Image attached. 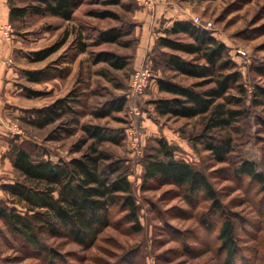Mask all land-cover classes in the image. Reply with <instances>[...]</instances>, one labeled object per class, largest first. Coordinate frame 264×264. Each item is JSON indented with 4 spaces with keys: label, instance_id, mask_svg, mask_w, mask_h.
<instances>
[{
    "label": "rangeland",
    "instance_id": "obj_1",
    "mask_svg": "<svg viewBox=\"0 0 264 264\" xmlns=\"http://www.w3.org/2000/svg\"><path fill=\"white\" fill-rule=\"evenodd\" d=\"M10 1L16 6L34 3V0ZM135 1L112 4L110 0H82L71 21L27 15L12 23L11 40L18 42L13 56L17 76L10 102L0 108V128L6 134L2 141L9 149L11 145H19L53 162L80 157L85 152L90 142L81 146L85 139L82 125H100L120 135L117 144L105 142L100 148L126 167L141 230L133 232L123 213L113 208L110 226L100 232L91 246L81 247L68 240L42 236V244L58 254L52 260L24 244L0 220V264H225L216 240L221 218L209 202L196 200L187 204L170 185L143 188V160L154 153L158 139H164L175 149V159L202 172L215 189L223 212L233 213L238 219L236 236L241 261L235 264H264V190L246 177L235 179L228 173L234 165L231 161L243 158L254 161L264 173L261 123L264 102H255L251 94L256 87L264 88V76L257 72L258 68H264V0H178L180 5L188 6L192 17L198 16L203 24L211 23L207 31L227 47L247 90L246 115L228 129L213 133L232 138L234 149L227 163H216L204 149L202 118L176 119L155 112L152 101L167 98L156 88L158 78H169L183 85L197 82L176 75L165 66V55L172 52L154 45L146 53L145 63L153 79L144 94L132 95L130 77L140 68L136 64ZM103 12L116 18L94 15ZM114 27L125 33L119 42H101L100 32ZM166 29L159 36H165ZM65 33L66 41L58 50L42 61H33L34 52L54 46ZM179 38L188 40L185 36ZM80 45H84V52H79ZM102 51L127 57L129 65L123 70H113L104 63H94L95 55ZM25 71H45V76L32 83L26 80ZM60 71L69 74L58 76ZM23 87L42 94L29 98ZM64 97L77 99L70 101L71 112L41 128L32 124L34 110ZM115 100L124 101L120 111L104 118L94 117V112ZM2 156L11 159L7 151ZM2 166L3 175L13 182L21 181L13 168ZM0 198H7L1 189Z\"/></svg>",
    "mask_w": 264,
    "mask_h": 264
},
{
    "label": "trees",
    "instance_id": "obj_2",
    "mask_svg": "<svg viewBox=\"0 0 264 264\" xmlns=\"http://www.w3.org/2000/svg\"><path fill=\"white\" fill-rule=\"evenodd\" d=\"M119 1L110 0L112 4ZM81 2L34 0L31 5L16 6L8 0V22L12 24L27 15H48L71 21ZM94 15L116 18L108 12ZM124 34L119 28H109L100 32V40L103 43H118ZM179 36H185L188 40H182ZM66 38L65 33L54 46L34 52L33 61H42L53 54ZM155 46L172 52L165 55L167 68L176 75L197 80L183 85L169 78H158V92L167 95V98L152 101L155 112L161 117L176 119L202 118L204 149L210 152L216 163L229 162L234 149L231 136H215L213 133L228 129L246 115L247 90L241 81V74L235 70L227 47L191 20L174 21L165 30V36L157 38ZM84 50V45H80L79 52ZM182 55L190 59H184ZM128 62L127 57L107 51L99 52L94 57V63H104L113 70L125 69ZM44 72L25 71L26 80L40 82L45 76ZM257 72L264 76L263 67L258 68ZM68 74L69 71H60L58 76ZM23 91L29 98L42 94L28 87H23ZM251 94L255 102H264V88L256 87ZM70 101L76 102L77 99L60 98L47 107L34 110L32 124L41 128L61 119L73 110ZM123 105V100H115L94 112V117H107L113 111H120ZM72 120L77 124L75 119ZM261 123L264 126V120ZM80 129L85 137L81 146L90 143L80 157L67 161L53 162L33 155L22 146L11 145L9 154L12 166L21 181L0 185L7 197L0 198V220L24 244L52 260L58 254L42 244V236L68 240L81 247L91 246L100 232L110 226L113 208L123 213L124 221L130 224L133 232L141 230L139 209L132 194L127 169L122 161L115 160L100 148L105 142L117 144L121 136L110 133L100 125H82ZM156 143L154 153L143 160V188L170 185L175 188V195L187 204L196 200L209 202L221 218L216 240L218 251L223 254V262H240L236 236L238 219L233 213L223 212L215 189L202 172L187 162L175 159V149L164 139H158ZM231 162L234 165L228 169L230 176L235 179L246 177L264 190V173L258 170L254 161L243 158Z\"/></svg>",
    "mask_w": 264,
    "mask_h": 264
},
{
    "label": "crops",
    "instance_id": "obj_3",
    "mask_svg": "<svg viewBox=\"0 0 264 264\" xmlns=\"http://www.w3.org/2000/svg\"><path fill=\"white\" fill-rule=\"evenodd\" d=\"M135 5L133 18L138 36L136 64L139 67L145 62L146 53L155 45L163 28H170L174 21L190 20L193 13L188 9L187 5H180L178 0H150V5L146 7H141L137 3ZM8 14V0H0V25L8 22ZM13 38L14 35L12 40ZM12 40L6 42L0 37V108L10 102L13 82L17 76L13 56L18 48L15 43L18 42H13ZM0 130V164H3L2 168L10 170L13 168L12 160L2 156L6 151L9 153L10 149L2 141L6 134L2 132L3 129L0 128ZM3 174L4 172L0 171V185L13 183L9 177Z\"/></svg>",
    "mask_w": 264,
    "mask_h": 264
},
{
    "label": "built area",
    "instance_id": "obj_4",
    "mask_svg": "<svg viewBox=\"0 0 264 264\" xmlns=\"http://www.w3.org/2000/svg\"><path fill=\"white\" fill-rule=\"evenodd\" d=\"M136 3L141 7H146L150 5V0H136ZM191 21L195 25L200 26L205 30H209L211 27L210 22H207L205 24L201 23L200 18L198 16H193ZM0 37L4 41H11L13 37V30L9 22L0 25ZM152 79L153 75L147 64L144 62L143 65L140 66V68L136 69L130 77L129 86L132 91V95L144 94L145 91L150 87ZM0 125H2L1 119Z\"/></svg>",
    "mask_w": 264,
    "mask_h": 264
}]
</instances>
